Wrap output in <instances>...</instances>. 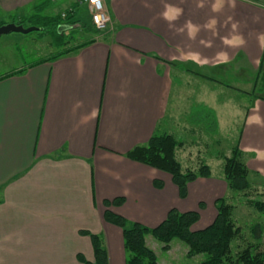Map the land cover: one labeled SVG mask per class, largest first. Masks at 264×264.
<instances>
[{"label": "crops", "instance_id": "obj_1", "mask_svg": "<svg viewBox=\"0 0 264 264\" xmlns=\"http://www.w3.org/2000/svg\"><path fill=\"white\" fill-rule=\"evenodd\" d=\"M64 2L55 15L82 5L89 11L80 0ZM216 2L106 0L111 26L92 31L84 41H93L77 52L0 70V264H84L78 253L94 259L84 229L103 233L109 264H126L123 230L104 218L106 199L125 197L112 209L151 227L172 207L197 209L183 202L194 188L210 190L217 180L198 178L181 199L170 173L127 156L155 133H170L183 141L178 158L192 157L186 135L194 131L183 113L190 71L237 63L255 72L260 95L248 106L239 144L251 172L264 176V160L257 159L264 154V0H221L214 12ZM28 5L34 10H25ZM175 9L182 10L178 19H164ZM38 10L37 0H0V25ZM81 22L74 27L82 31ZM188 22L198 31L190 35ZM234 36L245 43H224ZM4 59L0 54V64Z\"/></svg>", "mask_w": 264, "mask_h": 264}, {"label": "trees", "instance_id": "obj_2", "mask_svg": "<svg viewBox=\"0 0 264 264\" xmlns=\"http://www.w3.org/2000/svg\"><path fill=\"white\" fill-rule=\"evenodd\" d=\"M46 1L42 5L49 4V0ZM42 5L39 6L41 11L46 9V5L44 7ZM74 11L67 10L65 17L62 14L33 15L34 24L42 26V30L52 36V43L62 48L57 53L39 59L38 62L53 60L72 51L77 52L82 46L93 41H84L67 47L69 37L67 32L64 29L60 30L59 27L76 28L74 27L76 23L81 21L78 16H75L77 11L75 13ZM80 26L99 32L91 23L81 22ZM263 68L264 55L261 70ZM24 71L25 69L12 71L9 75ZM182 144L183 141L173 134L155 133L147 144L135 147L127 153V156L170 173L178 187L180 198L186 199L189 196V184L200 177H211L213 172L207 163L184 168L177 156V150ZM223 159L222 177L229 190L245 197L246 204L254 208L264 219V183L257 186L250 181L251 170L244 159L239 140L232 148L231 154L223 155ZM155 186L163 188L164 182L155 180ZM234 199V194L218 197L214 202L217 210L215 219L201 229H194V225L201 219V213L198 210L181 211L176 207H172L166 218L154 227L130 220L112 209L113 206H122L125 203V197L106 199L104 218L123 230L126 264H159L156 252L147 244L146 236L149 234L163 243L165 249L170 248L173 239H181L188 246V256L200 253L206 255L201 264H264V220L255 221L246 226L248 232H245V228L231 218L236 208ZM199 206L204 208L206 204L200 202ZM81 233L91 237L94 259L89 260L82 253H78V259L84 264H109V252L103 233H94L86 229L81 230Z\"/></svg>", "mask_w": 264, "mask_h": 264}, {"label": "rangeland", "instance_id": "obj_3", "mask_svg": "<svg viewBox=\"0 0 264 264\" xmlns=\"http://www.w3.org/2000/svg\"><path fill=\"white\" fill-rule=\"evenodd\" d=\"M46 0H37L39 6ZM65 0H55L53 5L48 6L41 11H34L35 14L55 15L61 7L65 6ZM47 2V1H46ZM57 2L58 4H54ZM28 5L24 8L27 11H33L34 7ZM85 6L77 12V16L83 23H91L90 12L84 10ZM70 7L67 9L69 10ZM64 11V12H67ZM63 13V12H62ZM60 13V14H62ZM33 15H27L18 19V24L26 27L36 25L32 18ZM4 22L10 20L5 16ZM13 22V21H12ZM7 23H10L7 22ZM5 24V23H4ZM3 25V24H1ZM40 26V25H36ZM80 27L67 31L69 37L67 47H72L93 35L90 30H80ZM88 31V32H86ZM91 32V33H89ZM52 36L45 30H37L29 33L12 32L0 37V54L5 58L0 64V70H5L13 65L21 62H31L37 57L47 54L57 53L62 49L56 43H52ZM51 43V44H50ZM237 63L230 64L218 70H201L198 73L188 72L187 74V100L186 112L183 111L188 129L190 132L186 135L192 140L189 144L191 158H181L184 168L197 167L201 163L210 165L213 175L208 177L209 181H218L219 185L209 188L210 190L194 188L190 199L184 204L192 205L201 213V219L194 225V229H201L209 225L216 217L217 210L214 204V194L217 196L234 194V203L236 208L231 215L235 223L242 225L245 232H248L246 226L251 225L255 221H263V216L259 215L254 208L246 204L245 197L240 193L230 191L223 177V155H230L232 148L238 143L242 133V124L252 97L260 95L261 82H256V74L252 69H241ZM177 77V83L179 82ZM181 82V80H180ZM250 181L260 186L264 183V176L261 177L256 172H251ZM218 192V193H216ZM223 195V196H224ZM198 197L199 201L196 199ZM189 198V197H188ZM207 199V200H203ZM200 202H204L206 206L201 208ZM149 247L154 249L158 256L159 264H201L206 258L205 254H196L188 256V246L181 239L175 238L171 241L169 249L163 247V243L158 241L149 234L146 236Z\"/></svg>", "mask_w": 264, "mask_h": 264}, {"label": "clouds", "instance_id": "obj_4", "mask_svg": "<svg viewBox=\"0 0 264 264\" xmlns=\"http://www.w3.org/2000/svg\"><path fill=\"white\" fill-rule=\"evenodd\" d=\"M221 7H222L221 0H217V2L212 5V10L214 12L215 11H219L221 9ZM181 11H182L181 9H175V10H173L171 12L170 11H165L163 13V17L167 21L172 22V21L178 19L179 15L181 14ZM215 23H216V21L213 20L211 22V24L208 25V27H211V25L215 24ZM186 27L189 29L190 35L194 34L196 31H198V28L196 26L192 25L191 22H188L186 24ZM236 27L237 26L234 24L233 28L235 29ZM259 39H260V48H261V50H264V34H261ZM224 43L228 44V45H231V46H239V45L244 44L245 41L240 36H234L231 40L225 39ZM222 58L226 61L227 60V54L226 53L222 54ZM253 119H257L258 120L259 118L258 117H253ZM257 159L264 160V154L257 153ZM262 171H264V170H262Z\"/></svg>", "mask_w": 264, "mask_h": 264}, {"label": "built area", "instance_id": "obj_5", "mask_svg": "<svg viewBox=\"0 0 264 264\" xmlns=\"http://www.w3.org/2000/svg\"><path fill=\"white\" fill-rule=\"evenodd\" d=\"M81 3L87 4L91 15V21L99 31H106L112 24V17L106 5V0H80ZM69 11H74L70 8ZM67 12H63L65 17Z\"/></svg>", "mask_w": 264, "mask_h": 264}, {"label": "water", "instance_id": "obj_6", "mask_svg": "<svg viewBox=\"0 0 264 264\" xmlns=\"http://www.w3.org/2000/svg\"><path fill=\"white\" fill-rule=\"evenodd\" d=\"M69 28V26H60L59 29H65ZM42 26H36L32 25L29 27L24 26L23 24H18L16 22H10V23H5L3 25H0V37L5 34H9L12 32H21V33H29L32 31H37V30H42Z\"/></svg>", "mask_w": 264, "mask_h": 264}]
</instances>
